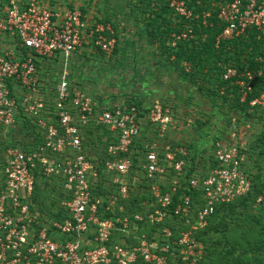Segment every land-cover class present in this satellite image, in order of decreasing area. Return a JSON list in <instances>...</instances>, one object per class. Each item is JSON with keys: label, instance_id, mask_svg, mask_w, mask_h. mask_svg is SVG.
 <instances>
[{"label": "built area", "instance_id": "built-area-1", "mask_svg": "<svg viewBox=\"0 0 264 264\" xmlns=\"http://www.w3.org/2000/svg\"><path fill=\"white\" fill-rule=\"evenodd\" d=\"M6 1L5 10H0V41L13 38L15 43L0 47V126H14L21 114L36 117L42 143L31 151H4L0 264H167L174 250L183 264H196L203 245L194 233L207 226L216 207L251 189L245 155L236 142L237 125L226 140L214 142L215 167L203 174L192 172L184 144L166 138L189 128V120L181 121L159 100L142 109L132 103L100 104L72 83L69 61L82 45L111 52L114 38L108 24L89 25L80 9L56 10L40 0ZM201 1L168 0V7L179 19L195 18L205 28L212 26L209 19L215 12L223 24L216 48L251 29L264 36V0ZM192 37L194 27L187 25L170 34L169 45L175 48ZM43 60L61 62L49 98L37 67ZM256 62L260 68L243 76L234 67H223L222 81L236 78L240 102L253 92L256 79L264 84V56ZM226 88L218 94L223 96ZM249 106L264 108V90ZM88 129H100L102 141L109 142L103 157L89 154L83 144ZM144 179L150 182L151 200L141 202L137 212L115 215L116 209L124 212L122 202L145 191L140 186ZM38 180L57 184L61 197L53 213L64 218L49 217L32 202ZM181 189L200 192L201 200L181 193L175 203L173 197ZM171 213L189 228L177 237L167 225ZM141 223L158 229L151 237L138 234Z\"/></svg>", "mask_w": 264, "mask_h": 264}, {"label": "rangeland", "instance_id": "rangeland-1", "mask_svg": "<svg viewBox=\"0 0 264 264\" xmlns=\"http://www.w3.org/2000/svg\"><path fill=\"white\" fill-rule=\"evenodd\" d=\"M46 1L56 3L52 0ZM60 1L64 2L61 6L63 8L83 10L89 25L108 24L113 30L114 46L111 52L104 53L97 48L82 45L71 57L70 78L80 90L102 101L104 105L140 101L144 107H148L153 101L159 100L169 107L178 119L189 120V128L166 138L170 143L194 146L190 155H194V171L198 174L210 171V156L213 154L211 145L217 140L228 138L233 127L232 120L227 123L228 117L233 121L239 119L237 121L243 123H236L239 134L236 142L252 153H248L249 159L245 157L246 169L251 171L252 168L249 167L254 165V161L264 169V156L258 154V147H249L264 131V120L251 123L245 121L237 110L227 107L221 109L213 103V97L186 82L166 54L156 49L146 38L143 16L134 5L136 0ZM9 43L14 45L15 39L9 38L7 43L1 40L0 47H7ZM43 62L45 64L40 68V77L44 96L49 98L53 95L61 62ZM12 127L4 129L0 126V166L6 148L2 144H18L23 140L24 135L18 132V125ZM155 140L161 143L166 141L158 137ZM27 141L30 142V139ZM39 185H42V182ZM231 226L223 234L224 237L235 232L240 242L248 238L247 245L251 250L236 248L229 251L232 245L222 242L216 249L214 247V250H211L212 258L209 264H264L263 210L256 206L247 215L241 216L239 221L232 222Z\"/></svg>", "mask_w": 264, "mask_h": 264}, {"label": "trees", "instance_id": "trees-1", "mask_svg": "<svg viewBox=\"0 0 264 264\" xmlns=\"http://www.w3.org/2000/svg\"><path fill=\"white\" fill-rule=\"evenodd\" d=\"M201 2L205 5V0ZM134 5L143 16L146 38L152 45H155L156 49L166 54V57L171 61L175 70H177L186 82L199 91L206 92L209 96L213 97V103L217 104L221 109L227 107L230 110H237L241 118H244L243 120L245 121L251 123L253 121L264 120V108L259 106L252 108L249 106V101L264 90V84L260 79L255 80L253 83V92L247 96L244 102L239 101V91L235 84L236 78L231 81H222L224 66L229 65L234 67L237 69L240 76H243L248 71L255 73L257 69L260 68L261 64L256 62V58L264 56V36L260 32L251 29L239 38L222 42L220 46L216 48L214 45L215 38L221 32L223 24L217 20L215 12H213L212 17L209 19L210 22H212L210 23L212 26L205 28L201 26L195 18L191 21H184L176 17L168 7V0H136ZM81 11L84 14V11ZM104 23L107 22L104 21ZM95 24L96 23L93 25ZM187 25H193L195 37L178 42L175 48L171 47L169 45L170 34L180 33ZM42 65L37 64V67L39 66L40 69ZM222 86H226L227 88L225 94L220 96L218 92ZM99 103L102 104L103 102L99 101ZM131 103L139 109L144 107L143 103L140 101H132ZM231 120L233 124L243 123V121L238 122L237 120L239 119L233 121L230 117H228L227 123H230ZM36 122V117L28 118L21 114L15 125L19 127L18 132L20 131L23 133V140L18 144H2L3 147H6L5 150L12 147H18L23 151L36 149L42 143L41 130L38 128ZM102 132L105 133V130H102ZM102 137L103 135L102 133L100 134V129H88L83 133V144L88 147L89 154L94 155L100 153L103 157L109 142L102 141ZM28 139H30V142L27 141ZM143 139H146V137H143ZM213 145L214 143L211 145V148H213ZM184 146L188 151V156L186 158L187 166L189 170L193 172L196 170L194 167V155H190V152L193 150L194 146L191 144H184ZM243 147L242 145L240 149L245 157L249 159L252 153L251 151L247 152V149ZM249 147H258V154L264 156V131L260 133L256 142L252 143ZM249 152L250 155L248 154ZM247 158L245 159V166ZM210 162L209 170L215 167L213 156H210ZM253 163L254 165L249 167V169L252 168L251 171L247 170L252 183L249 193L236 199L232 203L216 207L208 220L207 226L203 230L194 233V237L202 243L204 249V255L202 253L201 259H199L196 264H209L212 258L211 250L213 251L214 247L216 249L222 242L232 245L229 251L235 250L236 248H242L243 251H248L251 248L247 245L249 242L248 238L240 242L235 232L225 237L223 234L229 227H232V222L236 223L241 216L247 215L249 211L256 206L260 207L264 213V181L262 178V166L256 163V161ZM37 177L36 174V178ZM40 182H42V185H39ZM149 185L150 182L144 179L140 186H142L145 191L135 196L131 195L128 200L122 202V204H124V212H119L116 209L114 214L122 216L141 210L142 207L140 203L151 200V195L147 190ZM57 189L56 183L48 184L45 181L38 180L32 195V202L37 206L40 212L46 213L49 217L62 219L64 218L62 215H55L53 213V209L61 197V194L59 192L57 193ZM181 193L189 196L191 195L192 198L198 201L199 199L201 200L200 192H191L187 189H181L178 194L173 197L175 203L178 201L179 194ZM259 196H261L262 199L257 203L256 201ZM106 214L109 216L111 212H106ZM243 220L244 217L241 221L243 222ZM167 225L172 228L174 237H177L181 231L189 229L188 226L183 225L173 213H171L169 220H167ZM157 229V226L141 223L139 224L138 234H146L148 237H151ZM223 229L225 230L223 231ZM134 264L144 263L139 261ZM167 264H183L175 250L172 255L169 256Z\"/></svg>", "mask_w": 264, "mask_h": 264}, {"label": "crops", "instance_id": "crops-1", "mask_svg": "<svg viewBox=\"0 0 264 264\" xmlns=\"http://www.w3.org/2000/svg\"><path fill=\"white\" fill-rule=\"evenodd\" d=\"M26 0H20L21 3L25 2ZM41 3L46 6V7H49V8H52V9H65L61 6H63L64 2L63 1H60V0H52V1H55L56 3H52L51 2H47L46 0H40ZM6 5H7V1L6 0H0V10H5L6 8ZM73 8V7H71Z\"/></svg>", "mask_w": 264, "mask_h": 264}]
</instances>
